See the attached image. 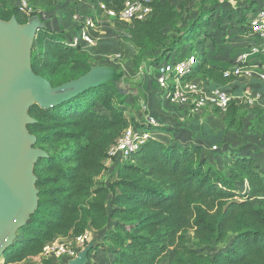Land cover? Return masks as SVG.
I'll use <instances>...</instances> for the list:
<instances>
[{"label":"trees","instance_id":"trees-1","mask_svg":"<svg viewBox=\"0 0 264 264\" xmlns=\"http://www.w3.org/2000/svg\"><path fill=\"white\" fill-rule=\"evenodd\" d=\"M26 1L33 15L46 25L33 42V72L53 87L87 73L92 66L89 50L70 45L64 31L49 28L41 18L67 0ZM126 1L90 0L97 12L100 4L119 12ZM0 3L6 7L1 20L14 16L20 24L27 22L17 0L11 7L4 0ZM150 6L152 12L145 21H115L134 46L137 70L148 58L151 65L170 56L184 58L181 45L205 33L214 12L182 28V5L179 9L169 0H151ZM195 57L198 70L194 78L210 87L237 91L231 85L234 76L224 75L227 67L209 66L202 50ZM129 97L106 83L48 110L38 105L30 108L35 123L27 129L36 136L35 146L48 157L34 166L38 207L17 232L21 238L16 236L0 258L3 264L38 256L45 244L69 233L77 236L88 228L111 246L114 264H158L169 248L175 253V264H264V156L258 162L225 148L220 151H225L222 167L214 166L200 144L180 145L177 140L153 135L154 131L169 133L172 128L168 125L149 120L130 124L125 115V108L132 105L127 103ZM249 112L254 116L252 128L264 135V108L254 105L245 109L235 102L224 113L223 133L241 130ZM129 127L146 133L147 138L127 158L114 160V182L93 187L95 178L106 169L109 148ZM223 133L207 141L212 146L222 144ZM64 143H70L71 148L58 151ZM215 151H219L217 146ZM239 185L245 186L244 192ZM191 230L194 238L205 244L226 243L229 234L233 239L225 252L199 256L187 247L186 233ZM51 260L43 264H54Z\"/></svg>","mask_w":264,"mask_h":264},{"label":"rangeland","instance_id":"rangeland-1","mask_svg":"<svg viewBox=\"0 0 264 264\" xmlns=\"http://www.w3.org/2000/svg\"><path fill=\"white\" fill-rule=\"evenodd\" d=\"M15 1L4 0L9 7ZM169 1L176 8L181 9L180 6H183L179 20V25L182 28H186L194 19L208 15L211 10L214 11L205 33L201 32L194 39L185 41L181 45V50L185 53L184 58L190 55L195 56L202 50L209 66L228 67L233 58L246 49L245 47L249 42L247 39V35H249V17L256 13L253 8H256L263 0H204V4H200L199 0ZM4 11H6V7L0 3V13ZM75 16H92L97 22L94 36L98 38V43L95 48L90 50L91 65H107L117 70H122L127 77V82L138 88L139 93L136 97L130 96L127 100V103L132 105L125 108V115L130 119V124H134L132 121L141 123L144 120H149L152 124L161 122L164 125H168L172 128V131L159 133L158 137H162L167 141L179 138L181 143H177L180 145L189 143L200 144L205 156L208 154L209 161L214 166L222 167L224 161L223 152L225 151H220L225 150V148H228V152L229 149L238 150L237 153L239 155L253 157L258 162H261L264 156V135L252 128V120L254 118L252 113L249 112L244 116L241 130L223 133L225 128L223 113L215 112L211 108L192 113L187 107L167 105L163 102L161 92L155 82L156 65H151L149 63L151 59L148 58L147 62H144L145 64L137 70L139 65L134 62V46L126 39V32L117 28L115 21L109 19L101 12H97L90 0L58 2L56 8L47 14L41 15V18L47 23L49 28L64 31L67 40H69V36L78 29L79 22L75 19ZM240 17H242L241 20H239ZM176 59H179V56H170L168 59H164L163 62H170ZM193 69L194 73H196L198 70L197 65ZM236 83L240 86V90L244 89L246 85L248 86L245 78H237ZM260 84L256 78L252 79L249 84V88L252 90L249 92L254 95L256 91H260ZM131 97L135 98V103ZM259 104L264 107V97ZM218 133H223L224 143L216 144L219 151H213V144H210L207 140ZM70 148V143H64L60 144L57 150L61 152ZM115 162H109L106 165L103 173L95 178L93 187H107L116 180ZM238 188L243 192L245 190L244 185H239ZM109 209H111L110 205H108ZM85 231H89L92 234L86 245L92 239L95 240L92 251L89 254V264H114L115 256L110 249L111 246L102 240L101 236H94L95 231L93 229L88 228ZM232 236V234L228 235L226 243L205 244L197 241L194 238V232L191 230L186 233L187 247L194 250L199 256L213 257L216 253L225 252L229 248L233 239ZM74 237L76 236L69 233L59 238L72 243ZM17 238H21L20 233H18ZM45 260L38 255L15 264H43ZM175 260L176 256L173 248H169L158 260V264H175ZM51 261L54 264H65L67 262L63 257L52 259ZM0 264H3L2 259H0Z\"/></svg>","mask_w":264,"mask_h":264},{"label":"water","instance_id":"water-1","mask_svg":"<svg viewBox=\"0 0 264 264\" xmlns=\"http://www.w3.org/2000/svg\"><path fill=\"white\" fill-rule=\"evenodd\" d=\"M45 27L37 15L24 24L14 16L0 19V258L38 207L34 166L48 157L35 146L36 136L27 129L35 123L30 108L38 105L48 110L106 83L123 96L139 93L124 71L107 65L91 66L79 78L53 87L31 68L33 42ZM94 241L65 264H87Z\"/></svg>","mask_w":264,"mask_h":264},{"label":"built area","instance_id":"built-area-1","mask_svg":"<svg viewBox=\"0 0 264 264\" xmlns=\"http://www.w3.org/2000/svg\"><path fill=\"white\" fill-rule=\"evenodd\" d=\"M151 0H127L123 8L116 12L100 4L99 10L113 21L131 22L132 20L145 21L152 12ZM19 8L26 14L28 19L33 15L32 9L26 0H17ZM256 13L249 17V40L242 52L238 53L224 72L225 76H234L233 89L210 87L208 84L194 78L193 67L197 64L194 55L186 58L161 62L155 66V82L161 92V98L169 106L187 107L192 113H198L205 108L217 109L221 114L225 113L232 102L241 104L243 107H251L261 104L264 97V0L255 8ZM79 22L68 43L72 46H81L83 50H92L97 46L98 38L94 36L96 31V19L92 16H75ZM193 77V78H192ZM245 78L247 84L244 89L236 87L237 78ZM256 78L261 83L260 91L254 95L249 92V84ZM263 89V90H262ZM264 108V107H263ZM147 138L146 133H141L129 127L122 133L121 137L113 144L108 152L104 163L107 165L114 160H123L132 152L137 151ZM216 149V146H212ZM92 234L85 231L74 237L73 242L57 238L44 245L39 254L43 259L65 258L66 261L77 256L91 239Z\"/></svg>","mask_w":264,"mask_h":264},{"label":"crops","instance_id":"crops-1","mask_svg":"<svg viewBox=\"0 0 264 264\" xmlns=\"http://www.w3.org/2000/svg\"><path fill=\"white\" fill-rule=\"evenodd\" d=\"M70 34H71V33H70ZM72 34H73V33H72ZM72 34H71L69 37H71ZM159 133H160V132H158V131H154V132H153V135H154L155 137H158V134H159ZM158 138H162V137H158ZM162 139H164V138H162ZM164 140H165V139H164ZM175 140H177V142L181 143L180 140H179V138H178V139L176 138Z\"/></svg>","mask_w":264,"mask_h":264}]
</instances>
